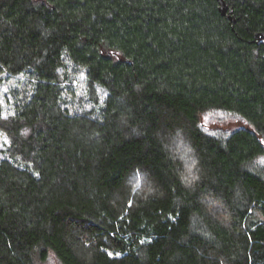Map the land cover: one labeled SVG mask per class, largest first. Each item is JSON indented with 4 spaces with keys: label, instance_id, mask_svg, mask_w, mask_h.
Wrapping results in <instances>:
<instances>
[{
    "label": "trees",
    "instance_id": "1",
    "mask_svg": "<svg viewBox=\"0 0 264 264\" xmlns=\"http://www.w3.org/2000/svg\"><path fill=\"white\" fill-rule=\"evenodd\" d=\"M225 1L0 0V264H264V0Z\"/></svg>",
    "mask_w": 264,
    "mask_h": 264
},
{
    "label": "rangeland",
    "instance_id": "2",
    "mask_svg": "<svg viewBox=\"0 0 264 264\" xmlns=\"http://www.w3.org/2000/svg\"><path fill=\"white\" fill-rule=\"evenodd\" d=\"M7 90V85L0 84V101L5 104L4 94ZM6 114V113H5ZM247 126L248 124L241 118L223 110H212L202 115V126L205 131L213 135H227L234 128L238 126ZM9 144V138L6 134L0 131V152ZM171 148L174 153L178 154L185 164V174L188 182H195L197 180L196 163L193 158V153L188 144L184 142L182 137H177L171 143ZM256 166L263 169L264 172V156L256 160ZM135 192L143 191V181L139 177L133 181ZM147 190V188H145ZM42 264H62L61 261L53 254H51L46 262Z\"/></svg>",
    "mask_w": 264,
    "mask_h": 264
},
{
    "label": "water",
    "instance_id": "3",
    "mask_svg": "<svg viewBox=\"0 0 264 264\" xmlns=\"http://www.w3.org/2000/svg\"><path fill=\"white\" fill-rule=\"evenodd\" d=\"M218 1L220 3L219 9H220L221 13L224 14V15L227 14L228 9H229V6L226 3V1L225 0H218ZM228 18L231 19V20H233V17L231 16V14H228ZM255 38H256V42L258 44H264V33L257 32L255 34Z\"/></svg>",
    "mask_w": 264,
    "mask_h": 264
},
{
    "label": "snow or ice",
    "instance_id": "4",
    "mask_svg": "<svg viewBox=\"0 0 264 264\" xmlns=\"http://www.w3.org/2000/svg\"><path fill=\"white\" fill-rule=\"evenodd\" d=\"M109 255H112L111 253H109ZM117 255H119V253H117Z\"/></svg>",
    "mask_w": 264,
    "mask_h": 264
}]
</instances>
